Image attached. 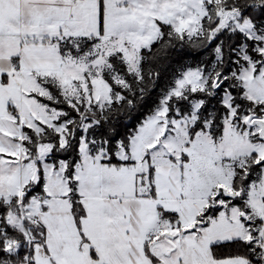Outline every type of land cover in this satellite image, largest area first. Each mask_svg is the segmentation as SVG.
Masks as SVG:
<instances>
[{
    "label": "snow or ice",
    "instance_id": "snow-or-ice-1",
    "mask_svg": "<svg viewBox=\"0 0 264 264\" xmlns=\"http://www.w3.org/2000/svg\"><path fill=\"white\" fill-rule=\"evenodd\" d=\"M0 264H264V0H0Z\"/></svg>",
    "mask_w": 264,
    "mask_h": 264
},
{
    "label": "trees",
    "instance_id": "trees-1",
    "mask_svg": "<svg viewBox=\"0 0 264 264\" xmlns=\"http://www.w3.org/2000/svg\"><path fill=\"white\" fill-rule=\"evenodd\" d=\"M171 73H168L164 75L161 79L160 86L163 87L167 83V76L170 75Z\"/></svg>",
    "mask_w": 264,
    "mask_h": 264
}]
</instances>
